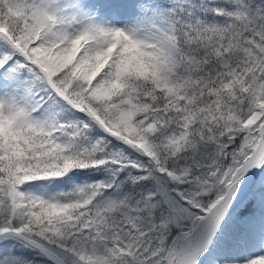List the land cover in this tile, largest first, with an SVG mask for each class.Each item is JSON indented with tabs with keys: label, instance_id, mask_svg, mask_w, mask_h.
Instances as JSON below:
<instances>
[{
	"label": "snow or ice",
	"instance_id": "snow-or-ice-1",
	"mask_svg": "<svg viewBox=\"0 0 264 264\" xmlns=\"http://www.w3.org/2000/svg\"><path fill=\"white\" fill-rule=\"evenodd\" d=\"M0 264H264V0H0Z\"/></svg>",
	"mask_w": 264,
	"mask_h": 264
}]
</instances>
